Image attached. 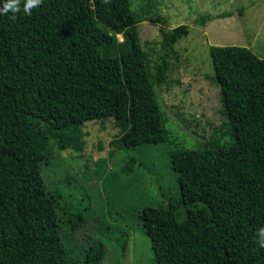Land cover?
Here are the masks:
<instances>
[{"label":"trees","instance_id":"1","mask_svg":"<svg viewBox=\"0 0 264 264\" xmlns=\"http://www.w3.org/2000/svg\"><path fill=\"white\" fill-rule=\"evenodd\" d=\"M137 17L130 0H0V264H101L117 244L98 227L101 238L73 243L85 220L42 171L54 151L84 149L87 122L112 119L121 149L168 142L160 107L135 105V86L154 97L167 70L144 51ZM188 34L187 25L170 30L161 50ZM209 54L225 129L172 152L179 195L159 206L187 226L198 264H264V59L237 46Z\"/></svg>","mask_w":264,"mask_h":264},{"label":"rangeland","instance_id":"2","mask_svg":"<svg viewBox=\"0 0 264 264\" xmlns=\"http://www.w3.org/2000/svg\"><path fill=\"white\" fill-rule=\"evenodd\" d=\"M130 3L138 16L137 30L144 51L152 62L167 64L165 82L153 88L154 97L144 83L135 86V105L160 107L169 140L121 149L117 143L119 129L112 119L87 122L82 127L84 149L54 151L50 165L43 168V177L49 190L67 194V203L76 207L77 214L85 220L73 233V243H81L82 248L102 236L117 241L119 246L106 245L101 264H198L193 248L186 246L187 226L166 216L159 206L168 197L179 195L171 154L179 149H195L212 137H220L225 129L209 48L244 47L264 59V0ZM222 12L233 15L205 26L195 24L200 15ZM180 25L189 27L188 36L171 50H161L163 35ZM117 38L122 42V36ZM126 158H135V167L122 173ZM141 215L142 223L137 218ZM96 227L102 236L94 231ZM142 227L148 228L150 238L143 235ZM125 238L121 252L118 247Z\"/></svg>","mask_w":264,"mask_h":264}]
</instances>
